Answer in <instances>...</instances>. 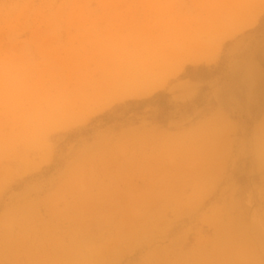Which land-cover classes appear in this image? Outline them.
Instances as JSON below:
<instances>
[{"label": "rangeland", "instance_id": "374dc122", "mask_svg": "<svg viewBox=\"0 0 264 264\" xmlns=\"http://www.w3.org/2000/svg\"><path fill=\"white\" fill-rule=\"evenodd\" d=\"M0 264H264V0H0Z\"/></svg>", "mask_w": 264, "mask_h": 264}, {"label": "trees", "instance_id": "16d2710c", "mask_svg": "<svg viewBox=\"0 0 264 264\" xmlns=\"http://www.w3.org/2000/svg\"><path fill=\"white\" fill-rule=\"evenodd\" d=\"M202 70L207 71L206 67H203ZM167 98L168 95L163 92L155 93L152 97L147 99H140V100H128L124 102L122 105L115 108L114 112L117 110H121L125 107L127 109L125 110L124 114H132V117H134L137 114H140L144 106L148 103H152L154 105H157L160 108L159 114L154 118L157 121H162L166 118L167 111L169 109V106L167 104ZM115 117L111 112H106L102 115L97 116L95 119H102L105 121H110L114 119ZM133 119V118H132Z\"/></svg>", "mask_w": 264, "mask_h": 264}, {"label": "bare ground", "instance_id": "6f19581e", "mask_svg": "<svg viewBox=\"0 0 264 264\" xmlns=\"http://www.w3.org/2000/svg\"><path fill=\"white\" fill-rule=\"evenodd\" d=\"M143 77H144V75H140L139 76V72L136 74V78L130 76L127 79V85L129 84L128 85L129 87L127 88L126 92L127 93H132V92L136 91L137 89H139V88H137L139 86L138 84L139 83L142 84V82L143 83L145 82V80L142 79ZM123 81H125V79Z\"/></svg>", "mask_w": 264, "mask_h": 264}]
</instances>
